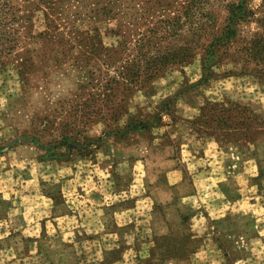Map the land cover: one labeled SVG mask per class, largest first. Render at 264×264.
Listing matches in <instances>:
<instances>
[{
	"label": "rangeland",
	"instance_id": "obj_1",
	"mask_svg": "<svg viewBox=\"0 0 264 264\" xmlns=\"http://www.w3.org/2000/svg\"><path fill=\"white\" fill-rule=\"evenodd\" d=\"M224 1L245 0H207L184 37L197 38L190 26L222 30ZM246 1L256 14L240 33L250 37L264 0ZM68 20L54 44L20 37L0 53V264H264V133L215 139L198 123L217 104L233 116L246 106L251 131L264 126L253 118L264 117V82L227 74L229 63L204 84L199 55L109 101L98 87L118 64L100 60L89 84L73 59L77 41H65L90 22ZM172 23L175 45L183 36ZM43 29L37 22L34 35ZM198 170L213 179H193Z\"/></svg>",
	"mask_w": 264,
	"mask_h": 264
},
{
	"label": "trees",
	"instance_id": "obj_2",
	"mask_svg": "<svg viewBox=\"0 0 264 264\" xmlns=\"http://www.w3.org/2000/svg\"><path fill=\"white\" fill-rule=\"evenodd\" d=\"M206 3L207 0H23L22 6L18 0H0V53H11L19 44L20 37L25 38V42L43 39L42 46L46 47V44L57 42L53 40L56 36L53 33L58 31L60 34L62 27L71 23L68 19L88 20L90 23L71 29L70 33L75 38L65 41V48L77 41V45H71L79 50L73 59L78 67L85 70L89 84L95 80V68L100 60L109 64V60L115 59L113 63L118 64L116 75H108L98 87L109 101L148 87L169 68L188 65L199 55L203 69L200 82L204 84L217 76L214 69L229 63H233L236 69L227 71V74L251 75L264 82V16L257 20L259 30L250 37H244L240 33V25L252 22L256 12L249 9L246 0L237 3L224 1L222 5L227 23L224 28H204L205 24L198 28L190 26L189 32L193 31L192 35H197V38L188 40L184 37L188 30L183 26L185 23L190 25L191 19ZM175 5L181 7L180 10L177 8V12L173 11ZM148 6L152 7V12L147 10ZM261 11L264 13V3ZM20 12L24 14L18 15ZM37 14H41L42 19L33 22ZM172 14L176 17L172 18ZM172 21L180 23L183 36L175 45L167 43ZM37 22L44 29L34 35ZM140 26H147V31L144 32ZM200 31L205 37L196 34ZM106 37L113 41L107 44L104 41ZM202 37L204 42H201ZM27 63L30 59L20 62L21 74L26 73ZM216 107L217 104H211L209 109L205 108L209 111L202 113L198 122L207 126V134L211 138L236 133L250 138L264 133V126L260 127L257 123L259 118V122L264 124V117L254 113L255 127L260 128L252 131L250 122L243 119L248 107L237 106L234 116L230 113L231 109L213 110ZM192 128L199 133L200 129Z\"/></svg>",
	"mask_w": 264,
	"mask_h": 264
},
{
	"label": "crops",
	"instance_id": "obj_3",
	"mask_svg": "<svg viewBox=\"0 0 264 264\" xmlns=\"http://www.w3.org/2000/svg\"><path fill=\"white\" fill-rule=\"evenodd\" d=\"M212 140V139H211ZM215 140H213V141H208L207 142V146H208V148H210V150H211V148L212 147H214V145L215 144H217L216 142H214ZM216 146V145H215ZM207 148V149H208ZM205 149H206V147H205ZM209 150V149H208ZM194 155V154H193ZM201 159H203V158H201ZM199 161L200 160V158H196V157H194V160L193 161ZM192 161V162H193ZM194 163V162H193ZM181 171V170H180ZM171 173H174L176 176H177V182H178V180H180V181H183L184 180V177H183V175H181L182 173H180L179 175H178V173H179V170H178V168H175ZM197 175H194L193 176V179H201V180H209V179H213V177H212V175L208 172V171H206V170H198L197 171V173H196ZM210 176V177H209ZM226 179H228V177H226ZM191 197H194L193 195L191 196ZM228 202H229V200H227ZM237 201H240V200H237ZM230 204H231V202H229ZM222 205H224V203L222 204ZM227 208H229V207H227ZM223 216H226V213H224L223 215H221V217H223ZM220 217V218H221Z\"/></svg>",
	"mask_w": 264,
	"mask_h": 264
}]
</instances>
